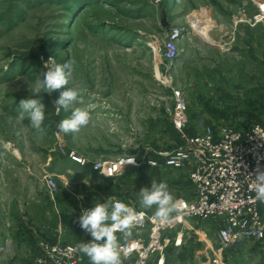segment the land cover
<instances>
[{
  "label": "rangeland",
  "instance_id": "374dc122",
  "mask_svg": "<svg viewBox=\"0 0 264 264\" xmlns=\"http://www.w3.org/2000/svg\"><path fill=\"white\" fill-rule=\"evenodd\" d=\"M164 1L0 0V264H36L42 238L77 246L90 242L78 218L109 197L154 216L156 206L142 208L139 194L153 180L176 194L187 192V168L152 165L158 152L185 143L173 121L179 97L186 102L189 131L200 130V120L240 129L264 126V60H254L253 77L247 76L245 60L224 56L227 37L210 32L222 43L209 45L190 27V34L184 32L177 41L178 59L165 60L171 23L161 24L157 7ZM254 1L257 11L235 16L234 26L264 22L255 19L259 8ZM244 42L240 34L238 46ZM50 58L56 64L74 62L69 86L82 91L83 104L57 113L54 101L68 86L34 94ZM27 98L45 106L42 133L26 114L19 118V101ZM75 107L89 111V125L78 133H60L57 125ZM61 145L85 157L87 166L63 154ZM128 158L136 164L113 176L93 169ZM131 231L127 239L116 233L120 246L136 237L148 241L149 228ZM218 244L212 221H198L180 248L170 244L166 261L264 264V241L240 239L222 252ZM120 252L122 264L136 260ZM80 255L83 264H91Z\"/></svg>",
  "mask_w": 264,
  "mask_h": 264
},
{
  "label": "built area",
  "instance_id": "2783aa9c",
  "mask_svg": "<svg viewBox=\"0 0 264 264\" xmlns=\"http://www.w3.org/2000/svg\"><path fill=\"white\" fill-rule=\"evenodd\" d=\"M257 5L259 13L255 19L264 21V0H257ZM183 34L184 29L180 27L169 32L164 41L165 60L172 62L178 59L180 49L177 41ZM185 110V99L179 97L173 121L183 133L185 143L172 150L158 152L159 156L153 159L152 165L155 168H187L188 191L176 194L168 188L177 203L170 223L154 220L147 211L130 207L136 213H144L141 222L133 228L150 229L148 241L136 237L120 246L126 257H136L131 264H149L157 253L161 256L156 264H169L166 252L170 244L180 248L186 234L198 221L211 220L214 224L218 252L240 239L264 241V202L256 200V194L250 188L257 165L264 170V126L256 124L240 129L201 123L200 130L189 131V117ZM60 149L77 164L87 166L88 162L82 155L67 153L63 145ZM131 159L97 163L93 169L113 176L136 164V159L128 163ZM53 185L50 179L48 186ZM38 246L36 264H83L77 245L42 238Z\"/></svg>",
  "mask_w": 264,
  "mask_h": 264
},
{
  "label": "clouds",
  "instance_id": "9594fccd",
  "mask_svg": "<svg viewBox=\"0 0 264 264\" xmlns=\"http://www.w3.org/2000/svg\"><path fill=\"white\" fill-rule=\"evenodd\" d=\"M73 61L68 60L63 64H56L50 58L45 64V71L35 81L34 94L39 96L41 90L51 94L52 92L68 86L54 101L57 113L61 109L67 111L74 104H83L82 91L76 87H70L73 74ZM19 118L24 119L25 114L31 122V126L39 132H43L42 124L45 120V106L40 99H21ZM89 111L81 107H75L68 118L63 119L58 125L60 133H78L90 123ZM133 158L128 163H133ZM151 163V162H150ZM250 188L255 192V199L264 202V170L259 165L255 170L254 180ZM140 205L144 209L156 206L152 217L162 223H170L171 214L177 210V203L165 182L153 180L151 187L141 188ZM144 213H136L124 202L109 197L106 201L96 203L90 209H84L78 218L80 227L92 237L90 242H81L78 250L85 254L91 264H122L120 245L116 233L119 232L127 239L131 237V229L138 225Z\"/></svg>",
  "mask_w": 264,
  "mask_h": 264
},
{
  "label": "crops",
  "instance_id": "0c3cea01",
  "mask_svg": "<svg viewBox=\"0 0 264 264\" xmlns=\"http://www.w3.org/2000/svg\"><path fill=\"white\" fill-rule=\"evenodd\" d=\"M254 2V0H165L162 5L157 4V7L160 11L166 7L167 18L171 23L168 32L175 27H182L184 32H187L185 35H188L190 27L194 35L214 46L217 45L215 43L222 42L212 38L210 32L215 31L214 35L219 38L223 35L227 37V43H230L224 49V56L230 58L239 55L240 59L246 61V75L253 77L254 60H264V22L252 25L240 21L234 26L233 19L244 13L248 17L252 16L257 11ZM196 16L203 23L197 22ZM208 21L212 23L209 28L206 23ZM240 34L245 36V42L244 45L238 46L237 37ZM233 38H235L234 42H232ZM205 122L200 120L202 124Z\"/></svg>",
  "mask_w": 264,
  "mask_h": 264
},
{
  "label": "water",
  "instance_id": "95a60500",
  "mask_svg": "<svg viewBox=\"0 0 264 264\" xmlns=\"http://www.w3.org/2000/svg\"><path fill=\"white\" fill-rule=\"evenodd\" d=\"M161 24L165 27L169 25V21L167 19L166 7H163L161 12Z\"/></svg>",
  "mask_w": 264,
  "mask_h": 264
},
{
  "label": "bare ground",
  "instance_id": "6f19581e",
  "mask_svg": "<svg viewBox=\"0 0 264 264\" xmlns=\"http://www.w3.org/2000/svg\"><path fill=\"white\" fill-rule=\"evenodd\" d=\"M196 21H197V22H199V21H200V20L197 18V16H196ZM209 37H210V36H209Z\"/></svg>",
  "mask_w": 264,
  "mask_h": 264
}]
</instances>
